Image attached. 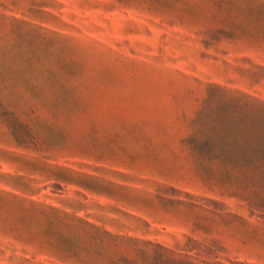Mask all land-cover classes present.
Returning a JSON list of instances; mask_svg holds the SVG:
<instances>
[{
	"label": "rangeland",
	"instance_id": "374dc122",
	"mask_svg": "<svg viewBox=\"0 0 264 264\" xmlns=\"http://www.w3.org/2000/svg\"><path fill=\"white\" fill-rule=\"evenodd\" d=\"M0 264H264V0H0Z\"/></svg>",
	"mask_w": 264,
	"mask_h": 264
}]
</instances>
